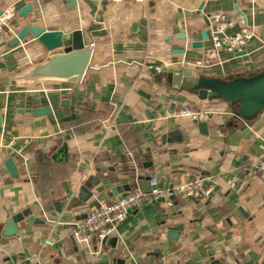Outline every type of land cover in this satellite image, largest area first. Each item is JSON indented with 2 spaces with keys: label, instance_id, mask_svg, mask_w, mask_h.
Returning a JSON list of instances; mask_svg holds the SVG:
<instances>
[{
  "label": "crops",
  "instance_id": "1",
  "mask_svg": "<svg viewBox=\"0 0 264 264\" xmlns=\"http://www.w3.org/2000/svg\"><path fill=\"white\" fill-rule=\"evenodd\" d=\"M72 1L0 0V226L26 209L46 221L19 226L17 237L0 243V264H109L108 244L80 242L72 231L101 203L148 190L153 176L163 187L205 176L214 190L204 201L179 198L171 208L157 203L133 211L114 236L126 264L162 258L165 264H264V179L257 169L264 105L245 116L221 97L201 101L192 90L174 88L151 67L188 63L199 76L228 84L263 74L264 0ZM28 6L33 11L21 17ZM217 12L229 16V33L247 29L255 37L245 55L223 50L207 63L210 39L201 49L192 43L203 31L211 37L209 16ZM25 25L82 31L93 56L80 84L5 83L47 56L32 36L10 46ZM177 107L214 115L198 123L167 118ZM46 108L49 114H34ZM61 144L68 161L53 164ZM8 159L19 177L7 172ZM122 186L130 191L114 196ZM170 227L180 229L176 239Z\"/></svg>",
  "mask_w": 264,
  "mask_h": 264
},
{
  "label": "water",
  "instance_id": "2",
  "mask_svg": "<svg viewBox=\"0 0 264 264\" xmlns=\"http://www.w3.org/2000/svg\"><path fill=\"white\" fill-rule=\"evenodd\" d=\"M72 3H76L73 0ZM204 2H202L200 9H203ZM235 9L239 12L238 6ZM31 6L25 7L21 10L20 16L23 17L27 13L32 12ZM4 11H0V18ZM32 36L38 40L47 50V56L44 60L32 64L23 69L17 74L5 79V83H10L13 86H33L42 83H68L80 84L91 64L93 56V48L88 46L84 40L81 30L73 32L63 31H48L45 27L40 25H25L11 40L10 46H15L21 41ZM183 39L186 35L181 36ZM209 40L207 31L202 32V40L192 43V48L201 49L205 42ZM176 54H185V50H179ZM246 52H239L237 56H243ZM151 67L158 68L160 76L169 78L172 86L176 89L187 88L192 90L198 99L201 101L215 100L223 98L232 105L238 104V107L243 111L245 116H254L264 105V73L250 79H244L233 83H223L218 80H209L206 77L199 76L195 71L196 67L188 64H175L173 66H166L164 63H154ZM50 108L37 110L34 112L36 116L49 114ZM0 126H2V118L0 117ZM207 127L206 123H201L199 128L204 130ZM171 134V136L176 135ZM167 137H163V141ZM171 141V139H169ZM179 141V140H178ZM182 141V139H180ZM50 161L53 164L66 163L68 161V146L67 144L58 145L52 154ZM145 166H147L145 164ZM5 168L12 178L19 177V170L15 162L11 159L6 160ZM83 192H87L82 188ZM130 191L128 186L115 188L114 196ZM91 197V193H88ZM71 194L68 196L70 197ZM81 199L83 197L81 196ZM87 200V199H86ZM84 200V201H86ZM58 213L62 212L61 203L55 204ZM49 214L48 210H45ZM86 218V216L84 217ZM45 224V220H39L33 214L31 209H26L9 216L6 222L0 226V243H6L9 239L19 235V226L25 227L27 224ZM180 229L177 227H170L169 237L176 239ZM94 244L98 243L94 239ZM102 244H108L113 251L110 253L109 264H126V258H120V250L117 248L118 238L111 237ZM16 258H14L15 260Z\"/></svg>",
  "mask_w": 264,
  "mask_h": 264
},
{
  "label": "built area",
  "instance_id": "3",
  "mask_svg": "<svg viewBox=\"0 0 264 264\" xmlns=\"http://www.w3.org/2000/svg\"><path fill=\"white\" fill-rule=\"evenodd\" d=\"M121 2L124 0H112ZM143 4L146 0H130ZM213 26L211 45L207 50V63L223 50L231 53H239L255 37L254 33L242 29L235 33H229L231 22L229 16L217 12L209 16ZM214 115L211 110L196 109L192 107H177L172 109L167 118L190 119L194 122H206ZM259 175L264 179V158L257 165ZM214 190L213 183L209 177L200 176L187 182L163 187L156 177L149 179V189H136L122 194L111 202L101 203L96 209L90 212L86 218L79 221L72 236L80 242H90L97 239L100 243L114 237L121 224L126 222L130 214L145 205L161 203L171 208L179 198L190 200H207ZM166 258H162L157 264H165Z\"/></svg>",
  "mask_w": 264,
  "mask_h": 264
}]
</instances>
